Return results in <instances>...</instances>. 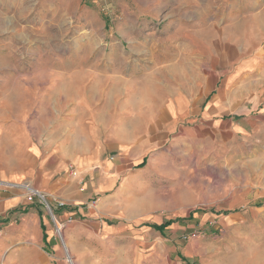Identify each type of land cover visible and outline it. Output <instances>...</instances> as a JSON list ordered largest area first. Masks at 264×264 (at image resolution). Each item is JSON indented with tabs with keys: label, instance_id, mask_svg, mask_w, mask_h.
<instances>
[{
	"label": "crops",
	"instance_id": "obj_1",
	"mask_svg": "<svg viewBox=\"0 0 264 264\" xmlns=\"http://www.w3.org/2000/svg\"><path fill=\"white\" fill-rule=\"evenodd\" d=\"M223 3L179 49L158 51L165 61L138 89L70 114L52 135L64 139L24 133L10 145L0 166V264L60 260L52 224L23 184L65 204L56 215L73 264H224L193 260L203 245L181 247L184 221L168 218L188 210L174 199L185 174L176 150L186 153L193 138L218 153L264 150V0Z\"/></svg>",
	"mask_w": 264,
	"mask_h": 264
},
{
	"label": "rangeland",
	"instance_id": "obj_2",
	"mask_svg": "<svg viewBox=\"0 0 264 264\" xmlns=\"http://www.w3.org/2000/svg\"><path fill=\"white\" fill-rule=\"evenodd\" d=\"M225 1L0 0V166L21 134L61 141L52 135L70 114L104 109L110 98L138 89L165 61L158 51L179 49L189 32L226 10ZM192 140L186 153H173L185 170L174 199L188 210L168 218L195 235L183 236L181 247L203 245L193 260L264 264V150L218 153ZM64 243L54 264H69Z\"/></svg>",
	"mask_w": 264,
	"mask_h": 264
},
{
	"label": "built area",
	"instance_id": "obj_3",
	"mask_svg": "<svg viewBox=\"0 0 264 264\" xmlns=\"http://www.w3.org/2000/svg\"><path fill=\"white\" fill-rule=\"evenodd\" d=\"M76 173L72 174V177H75ZM21 188L26 192V200L29 203H37L40 206H42L47 215L50 217V219L53 221L54 223V227H55V232L59 237L60 243L63 246V248H65L66 250V246L65 243L63 241L62 238V225L59 223V221L57 220V215H56V210L64 207V203L57 199L54 198L48 194H45L43 192H40L39 190L35 189L34 187L28 185V184H23L21 185ZM81 191H83L81 189ZM195 235L191 234L189 236H184V240H187L189 238H194ZM67 261L69 264H73L72 263V258L67 254Z\"/></svg>",
	"mask_w": 264,
	"mask_h": 264
},
{
	"label": "trees",
	"instance_id": "obj_4",
	"mask_svg": "<svg viewBox=\"0 0 264 264\" xmlns=\"http://www.w3.org/2000/svg\"><path fill=\"white\" fill-rule=\"evenodd\" d=\"M170 223H166L164 226H167V225H169Z\"/></svg>",
	"mask_w": 264,
	"mask_h": 264
}]
</instances>
